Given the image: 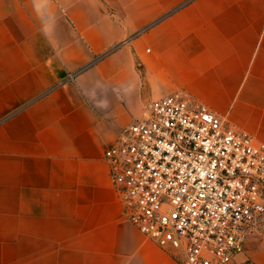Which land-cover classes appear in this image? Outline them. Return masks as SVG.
Returning a JSON list of instances; mask_svg holds the SVG:
<instances>
[{
    "label": "crops",
    "instance_id": "0c3cea01",
    "mask_svg": "<svg viewBox=\"0 0 264 264\" xmlns=\"http://www.w3.org/2000/svg\"><path fill=\"white\" fill-rule=\"evenodd\" d=\"M174 91L264 142V0H0V264H182L104 159ZM223 264H264V227Z\"/></svg>",
    "mask_w": 264,
    "mask_h": 264
},
{
    "label": "built area",
    "instance_id": "2783aa9c",
    "mask_svg": "<svg viewBox=\"0 0 264 264\" xmlns=\"http://www.w3.org/2000/svg\"><path fill=\"white\" fill-rule=\"evenodd\" d=\"M104 159L126 219L182 264L228 262L264 227V142L181 91L150 99Z\"/></svg>",
    "mask_w": 264,
    "mask_h": 264
},
{
    "label": "snow or ice",
    "instance_id": "6c2138e0",
    "mask_svg": "<svg viewBox=\"0 0 264 264\" xmlns=\"http://www.w3.org/2000/svg\"><path fill=\"white\" fill-rule=\"evenodd\" d=\"M207 119V118H206Z\"/></svg>",
    "mask_w": 264,
    "mask_h": 264
}]
</instances>
